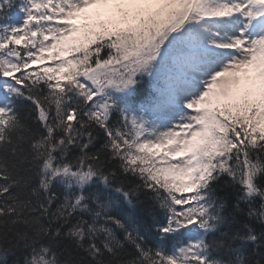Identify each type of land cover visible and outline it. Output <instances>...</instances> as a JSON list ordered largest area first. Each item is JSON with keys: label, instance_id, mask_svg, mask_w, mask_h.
<instances>
[{"label": "snow or ice", "instance_id": "snow-or-ice-1", "mask_svg": "<svg viewBox=\"0 0 264 264\" xmlns=\"http://www.w3.org/2000/svg\"><path fill=\"white\" fill-rule=\"evenodd\" d=\"M0 264H264V0H0Z\"/></svg>", "mask_w": 264, "mask_h": 264}, {"label": "rangeland", "instance_id": "rangeland-1", "mask_svg": "<svg viewBox=\"0 0 264 264\" xmlns=\"http://www.w3.org/2000/svg\"><path fill=\"white\" fill-rule=\"evenodd\" d=\"M51 63H52L51 61H47V60H46V61L41 62L39 66H40V67H43V66H46V65H50ZM33 67L35 68V67H37V66H33Z\"/></svg>", "mask_w": 264, "mask_h": 264}, {"label": "trees", "instance_id": "trees-1", "mask_svg": "<svg viewBox=\"0 0 264 264\" xmlns=\"http://www.w3.org/2000/svg\"><path fill=\"white\" fill-rule=\"evenodd\" d=\"M141 199L143 200V199H145V198L142 196ZM148 204L150 205V202H148ZM143 215H145V217L147 218V213H146V212L143 213Z\"/></svg>", "mask_w": 264, "mask_h": 264}]
</instances>
